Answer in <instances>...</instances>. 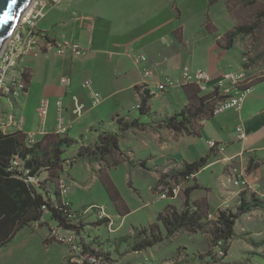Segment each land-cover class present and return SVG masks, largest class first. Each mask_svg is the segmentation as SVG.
Returning <instances> with one entry per match:
<instances>
[{
	"label": "rangeland",
	"instance_id": "rangeland-1",
	"mask_svg": "<svg viewBox=\"0 0 264 264\" xmlns=\"http://www.w3.org/2000/svg\"><path fill=\"white\" fill-rule=\"evenodd\" d=\"M48 1L47 8L56 5L53 0ZM171 2L170 8L161 7L156 14L144 7L139 14L141 24L145 21L144 19H152L156 23L157 20L164 22V28H168L165 35L170 38L169 41L160 39L159 44L172 49L170 51L175 55L172 41L177 39L183 42L184 28L186 37L190 40L201 37V41L207 40L216 47L219 46L227 60L231 62L227 67V72L244 70L249 87L264 79V0H171ZM251 25L256 26L254 32L250 35L239 36L234 41L233 47L229 49L227 34L237 27ZM137 54L136 51L132 54L134 64H136ZM139 54L148 58L144 52ZM149 63L155 64L150 61ZM141 65L143 68L144 64L138 66ZM134 90L138 94L139 101L141 88L139 89L138 85ZM160 95L162 94L152 95L149 101L150 124L157 127H164L165 121L183 110L196 107L195 101L189 96H187L186 104L176 97L172 108L166 110L160 102L163 97L154 98ZM154 99L158 102H153V104ZM45 100L49 104L45 115L47 120L50 101L46 98ZM137 103L133 109L135 112H138L135 109ZM12 104L14 105V102ZM10 111L11 106L5 105V112L10 113ZM128 115L131 118L134 117L131 113ZM36 118L41 121L37 116ZM200 124V121H194L189 127L190 134H181L193 137V133L199 131ZM44 130L42 127V133L45 132ZM81 136L79 139L82 141L79 142L94 144L86 140V133ZM42 138L43 135H37L35 143ZM225 150L223 152L211 150L208 165L214 162L223 163L213 167L212 173L210 171L201 173L199 181L203 187L191 194L192 202L205 200L210 204L209 214L205 220V230L198 233L181 230L158 246L132 252L128 245L118 244L119 238L134 235L135 228H148L169 206L183 210L186 189L198 185L196 175L190 180L177 178L176 172L183 166L180 167L172 162H165L154 169L147 167L148 159H134L128 148L122 150V153H113L105 161L98 163L77 159L78 146L66 148L63 155L65 162L59 172V185L61 182L66 184L68 188L66 200L72 204L74 212L83 214L75 221L77 228L74 230L80 249L71 255L70 246L55 238L54 233L60 229L54 223H52L54 225H49L50 214L46 212L38 223L40 227L45 225L49 227L48 236L38 234L23 247L28 264H65L70 256L75 258L74 262H76L81 256L87 257L94 254L101 257L102 264H264L263 210H254L237 220L234 227L236 236L231 241L228 253L224 256L219 254L221 246L215 245L209 231L217 221L220 211H237L241 194L247 198L256 194L264 199V159L250 157L246 165L242 166L240 157L232 160L222 159ZM234 169H238L242 176L240 186L234 184L237 175ZM107 177L119 191L121 201L114 202L110 199L103 184L107 182ZM41 178L45 183L47 178L53 177L50 176L48 170H43ZM175 185L181 186V192L176 199H160L164 187ZM56 186V182L51 181L52 191ZM58 188L60 189L59 186ZM92 205L102 206L108 217L101 218L98 210L89 208ZM127 210H129L127 215L120 214V211L126 212ZM161 229L165 235L166 230L162 224ZM40 237L43 238L42 241ZM51 243H54V247L49 250ZM23 249L21 251L16 249V254L22 253ZM64 253L66 255L63 257Z\"/></svg>",
	"mask_w": 264,
	"mask_h": 264
},
{
	"label": "crops",
	"instance_id": "crops-1",
	"mask_svg": "<svg viewBox=\"0 0 264 264\" xmlns=\"http://www.w3.org/2000/svg\"><path fill=\"white\" fill-rule=\"evenodd\" d=\"M171 3V0H61L59 4L47 8L45 16L38 22L39 30L55 40L79 42L85 53L80 57H61L50 52L23 59L20 66L31 71V83L23 96L26 98L14 101L10 112L23 120L24 132L38 131L43 136L55 132L57 101L64 104L69 136L78 141H82L79 138L86 133V140L95 143L98 134L91 129L99 123L112 132H118L119 117L125 120L138 118L139 112L133 111L138 101L134 88L144 82V76L142 65L138 66L132 60L134 51L138 54L144 52L149 61L155 63L156 81L178 76L184 66L203 69L214 76L226 73L231 62L219 46L207 40L201 41V37L192 41L186 37L183 28V42L172 41L175 47L173 55L172 49L159 44L160 39L169 41L170 38L165 35L168 28H164V22L144 19L141 24L139 14L143 7L156 14L161 7L170 8ZM64 77L71 78L68 88L61 84ZM85 81H91L92 89L104 97L100 106H92L90 92L82 87ZM160 97H163L160 102L166 110L172 108L176 97L185 104L188 100L184 88L154 98ZM45 98L50 101V111L43 124L36 118V109ZM153 102L158 101L154 99ZM76 106L84 108L80 115ZM129 113L134 117H129ZM141 123L146 126L128 131L121 139L120 147L122 150L128 148L134 159H148L147 167L154 169L165 162L180 167L193 163L210 155V140L227 146L222 159L240 157L242 166H245L250 157L264 159V81L252 87L240 111H228L200 121L199 136L177 135L166 127L150 124L148 116H142ZM239 128L247 134L245 140H239ZM219 163H211L196 174L200 187L203 186L199 175L212 173L211 169ZM52 223L50 216L49 225L55 224ZM48 231V226L40 227L38 222L20 231L8 246L0 249V264H28L24 245L38 234L47 237ZM53 244L49 250L54 247ZM16 249H23V252L16 254Z\"/></svg>",
	"mask_w": 264,
	"mask_h": 264
},
{
	"label": "trees",
	"instance_id": "trees-1",
	"mask_svg": "<svg viewBox=\"0 0 264 264\" xmlns=\"http://www.w3.org/2000/svg\"><path fill=\"white\" fill-rule=\"evenodd\" d=\"M256 29L255 25L240 26L227 34L228 48L233 47L234 41L241 35H250ZM32 73L28 70L25 75L27 88L30 87ZM259 80L250 87H254ZM141 86H139V89ZM187 96L194 100L195 108L183 110L179 114L171 117L164 122V127L168 128L175 134H190L189 127L194 121H203L213 118V108L219 97L217 95L202 96L195 86H187L184 88ZM141 92V90H140ZM153 96L146 91L141 92V108L138 110L139 117L132 120H125L119 117L117 119L118 132H112L103 127L102 123L92 127V131L98 134V139L94 144L80 143L78 140L69 136H60L54 133H47L43 138L36 142L32 147L27 146L26 133L22 131L4 134L0 132V249L8 246L23 229L29 227L33 223L40 222L44 213H49L51 220L58 228L64 230H75L81 213L74 212L71 206L63 203L60 189L58 188L61 171L65 159L63 155L66 148L78 146L77 159L87 161L89 163H98L113 153H122L120 141L125 134L132 129H142L146 124L141 123L142 116H149V101ZM199 136V131L193 133ZM82 137V136H80ZM19 156L25 158L26 167L33 174H41L43 170H48L50 176L38 190L30 188L22 180L14 177L10 171L11 160ZM211 157L208 155L201 159L188 163L182 169L176 172V177L187 180L188 177L196 175L200 170L206 167ZM52 173V174H51ZM104 187L114 202L122 200L119 191L113 182L107 177ZM51 181L56 182V188L51 190ZM201 189L196 185L187 188L185 191L184 209L178 210L174 206H169L161 212L157 221L148 228H135V234L123 236L119 238L118 244H126L131 248L132 252H140L153 248L164 243L167 239L174 237L181 230L191 233L204 231L206 228L205 220L208 216L210 206L207 201L192 202L191 194ZM54 196L55 201L52 200ZM94 206V205H92ZM91 207V206H90ZM264 211V199L252 194L250 198L241 194L239 197V205L236 212L229 210L220 211L217 221L209 230L216 246H221L225 254L228 253L231 241L236 236L235 225L241 216L248 214L254 210ZM129 213L121 212L122 216ZM161 224L166 230L164 235ZM264 244V240L262 242ZM95 255V254H94ZM98 258H101L95 255ZM65 264H77L67 259Z\"/></svg>",
	"mask_w": 264,
	"mask_h": 264
},
{
	"label": "built area",
	"instance_id": "built-area-1",
	"mask_svg": "<svg viewBox=\"0 0 264 264\" xmlns=\"http://www.w3.org/2000/svg\"><path fill=\"white\" fill-rule=\"evenodd\" d=\"M61 0H53L58 4ZM48 0H32L26 12L21 16L14 32L3 44L0 50V132L4 134H11L13 132H24V122L16 116L15 113L5 112V105H12V102L19 100L26 95L28 88L25 82V75L28 69L20 66L24 58L28 56L39 57L43 54L54 52L56 55L65 57L72 55L73 57H80L85 53V49L79 42L71 40H55L47 33L42 32L38 28V22L45 16L48 7ZM53 6V5H52ZM137 65L144 64L143 76L144 82L141 86V92L148 91L151 95H159L175 89L185 88L187 86H195L202 96L217 95L219 101L216 102L213 108V115L219 116L228 111H240L243 107L246 95L252 90L247 84L248 78L246 72H227L220 76H214L210 72L203 69H192L184 67L181 69L180 74L176 77L168 76L163 80H155L156 66L149 63L145 55L137 54L135 58ZM72 81L70 77H64L61 84L68 88ZM83 89L90 92L91 104L93 107L100 106L104 97L92 89L91 81H85L82 84ZM49 104L48 101L43 99L39 102L36 109V116L41 119L45 124V115ZM141 108V96L135 107L139 110ZM56 128L55 133L60 136H65L69 133V125L64 117V104L62 101L56 103ZM83 106L76 108L78 115L81 114ZM40 132L26 133V142L28 147L35 144L36 136ZM42 134V133H41ZM239 140H245L247 134L242 128L237 130ZM208 146L211 150L224 151L226 145L215 140L208 141ZM237 173L234 184L240 186L242 183V176L238 169H234ZM10 171L14 177L22 180L30 188L38 190L42 187L44 181L41 174H33L30 169L26 167L25 158L15 156L10 163ZM195 178L192 175L187 180ZM60 192L63 198V203L66 206H71L67 201L68 188L64 182H61ZM181 192V186H166L160 194V199H176ZM169 193V194H168ZM52 200L55 201L54 196ZM90 209L99 211L101 218L108 217L105 209L102 206H91ZM83 216V214H81ZM55 232L54 236L57 240L65 242L71 248V255H73L80 248L77 244V234L73 230H64ZM219 254L224 256L225 252L220 247ZM70 261L77 264H102L101 258L95 255L81 256L75 261V258L70 256Z\"/></svg>",
	"mask_w": 264,
	"mask_h": 264
},
{
	"label": "water",
	"instance_id": "water-1",
	"mask_svg": "<svg viewBox=\"0 0 264 264\" xmlns=\"http://www.w3.org/2000/svg\"><path fill=\"white\" fill-rule=\"evenodd\" d=\"M32 0H16L15 5L11 8L9 7L11 0H0V16L4 12H8L10 19L6 23L0 22V50L9 38V36L14 32L18 22L24 11L28 8Z\"/></svg>",
	"mask_w": 264,
	"mask_h": 264
},
{
	"label": "snow or ice",
	"instance_id": "snow-or-ice-1",
	"mask_svg": "<svg viewBox=\"0 0 264 264\" xmlns=\"http://www.w3.org/2000/svg\"><path fill=\"white\" fill-rule=\"evenodd\" d=\"M15 3H16V0H11L9 7L11 8L13 5H15ZM8 19H10L8 12H4L3 15L0 16V22L6 23Z\"/></svg>",
	"mask_w": 264,
	"mask_h": 264
},
{
	"label": "bare ground",
	"instance_id": "bare-ground-1",
	"mask_svg": "<svg viewBox=\"0 0 264 264\" xmlns=\"http://www.w3.org/2000/svg\"><path fill=\"white\" fill-rule=\"evenodd\" d=\"M29 6H30V4H29ZM29 6H28V7H29ZM26 10H27V9H26ZM26 10L24 11V13L26 12ZM24 13H23V14H24ZM23 14H22V15H23Z\"/></svg>",
	"mask_w": 264,
	"mask_h": 264
}]
</instances>
